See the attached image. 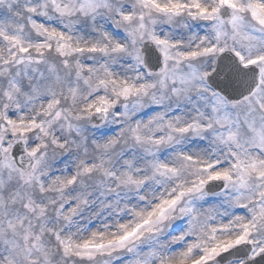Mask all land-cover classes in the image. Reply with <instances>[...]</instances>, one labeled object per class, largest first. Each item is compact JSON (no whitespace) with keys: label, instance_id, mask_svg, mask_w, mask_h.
I'll return each mask as SVG.
<instances>
[{"label":"snow or ice","instance_id":"6c2138e0","mask_svg":"<svg viewBox=\"0 0 264 264\" xmlns=\"http://www.w3.org/2000/svg\"><path fill=\"white\" fill-rule=\"evenodd\" d=\"M0 264H264V0H0Z\"/></svg>","mask_w":264,"mask_h":264}]
</instances>
